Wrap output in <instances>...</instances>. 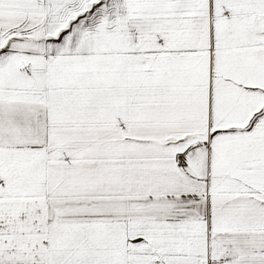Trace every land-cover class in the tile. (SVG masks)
Segmentation results:
<instances>
[{
  "label": "snow or ice",
  "instance_id": "snow-or-ice-1",
  "mask_svg": "<svg viewBox=\"0 0 264 264\" xmlns=\"http://www.w3.org/2000/svg\"><path fill=\"white\" fill-rule=\"evenodd\" d=\"M0 264H264V0H0Z\"/></svg>",
  "mask_w": 264,
  "mask_h": 264
}]
</instances>
